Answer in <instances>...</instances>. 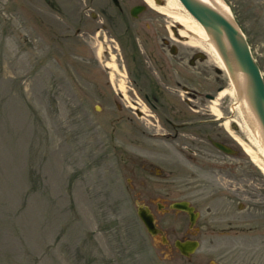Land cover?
<instances>
[{
  "label": "rangeland",
  "instance_id": "rangeland-1",
  "mask_svg": "<svg viewBox=\"0 0 264 264\" xmlns=\"http://www.w3.org/2000/svg\"><path fill=\"white\" fill-rule=\"evenodd\" d=\"M223 1L264 76V0ZM87 2L0 0V264L213 263L202 246L187 258L172 245L184 236L182 214H167L166 223L156 212L166 191L167 202L185 196L182 146L146 135L109 134L111 124L100 112L107 102L95 93L106 43L101 29L87 26ZM164 17L150 10L138 24L153 19L176 25ZM220 73L216 79L227 87L228 75ZM224 98L232 108L226 95L217 107ZM213 101L204 99L211 112L206 118L218 116ZM250 174V188L261 200L264 174L252 161ZM141 204L152 207L161 228L167 226V245L144 228L136 214ZM252 204L254 225L255 216L259 223L262 218ZM262 239L264 228L252 231L253 251L236 255L238 264H264V249L257 248Z\"/></svg>",
  "mask_w": 264,
  "mask_h": 264
},
{
  "label": "flooded vegetation",
  "instance_id": "flooded-vegetation-1",
  "mask_svg": "<svg viewBox=\"0 0 264 264\" xmlns=\"http://www.w3.org/2000/svg\"><path fill=\"white\" fill-rule=\"evenodd\" d=\"M154 2L159 6L166 3ZM87 4L90 9L87 26L101 29L106 43L103 58H99L101 85L95 93L107 102L100 112L102 119L111 124L109 134L160 138L169 146L181 145L179 151L187 160L185 196L167 202L166 191L164 203L156 204V212L166 216V223L167 214L175 212L186 219L182 227L184 236L174 239L172 245L180 253L176 240H195L196 250L202 246L203 253L213 256V263L206 259L200 264H238L240 258L236 255L245 253V256L253 251L252 231L264 228V190L260 193L261 200L256 193L253 195L251 160L223 126L225 119L235 116L225 98L218 108L221 115L206 118L211 112L204 107L207 106L204 99H215L225 88L216 79L221 74L220 68L204 50L181 36L183 27L162 26L153 19L138 24L141 16L154 10L145 0H88ZM92 53L99 55L97 49ZM90 80L95 81V77ZM110 103H114V110ZM122 121L142 125L119 126ZM209 121L214 122V129L204 128ZM229 124L232 130H238L234 122ZM214 142L227 146L230 152L219 149ZM201 170L210 171L213 177L203 176ZM175 201L188 202L191 212L172 208ZM253 201L262 218L259 223L255 216L254 225L250 214ZM142 206L149 209L161 230L150 236L167 245V226L160 227L150 205ZM172 231L175 232L173 228ZM259 247L264 249V239Z\"/></svg>",
  "mask_w": 264,
  "mask_h": 264
},
{
  "label": "bare ground",
  "instance_id": "bare-ground-1",
  "mask_svg": "<svg viewBox=\"0 0 264 264\" xmlns=\"http://www.w3.org/2000/svg\"><path fill=\"white\" fill-rule=\"evenodd\" d=\"M146 3L155 11L171 19L175 26L184 28L180 32L184 39H189L191 44L197 45L204 50L214 63L226 72L229 78L228 86L219 92L212 103V112L220 116L221 112L217 107L219 98L226 95L232 98L234 104L232 110L233 118L224 120L223 126L229 131L234 139L239 143L243 151L248 155L250 160L264 174V130L259 123L257 116L249 100V84L246 75L240 70L237 62L231 54V49L224 37L225 45L229 55L231 69L227 67L223 58L219 54L208 30L203 28L185 9L179 0H165V5L159 6L154 0H145ZM215 10L233 22V16L229 7L223 0H196ZM174 26V25H173ZM234 122L237 132L231 129L230 122Z\"/></svg>",
  "mask_w": 264,
  "mask_h": 264
},
{
  "label": "water",
  "instance_id": "water-1",
  "mask_svg": "<svg viewBox=\"0 0 264 264\" xmlns=\"http://www.w3.org/2000/svg\"><path fill=\"white\" fill-rule=\"evenodd\" d=\"M191 16L208 32L213 40L219 54L229 69V55L225 45L224 37L230 46V51L237 62L240 70L246 75L249 84V100L250 104L257 116L259 123L264 130V76L261 69L253 56L249 42L237 21L233 17V22L221 15L217 10L197 2L196 0H179ZM213 98V97H212ZM233 124V123H232ZM235 125V123H234ZM236 126V125H235ZM214 145L219 149L230 152V149L218 142ZM172 208L191 212L186 201H175L171 204ZM136 214L148 234L155 236L161 233V230L155 225L154 217L149 209L145 206L138 205ZM194 221V218H191ZM165 240V237H162ZM197 241H175V246L184 256H190L197 248Z\"/></svg>",
  "mask_w": 264,
  "mask_h": 264
}]
</instances>
